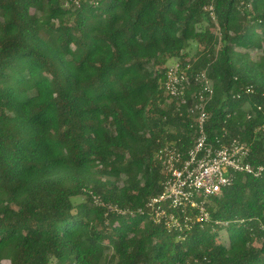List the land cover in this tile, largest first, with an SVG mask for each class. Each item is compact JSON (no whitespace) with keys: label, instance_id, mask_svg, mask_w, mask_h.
<instances>
[{"label":"trees","instance_id":"obj_1","mask_svg":"<svg viewBox=\"0 0 264 264\" xmlns=\"http://www.w3.org/2000/svg\"><path fill=\"white\" fill-rule=\"evenodd\" d=\"M208 2L0 0V264H264V173H234L181 229L145 208L157 151L194 139L170 61L213 83L208 138L264 165V0H213L216 23Z\"/></svg>","mask_w":264,"mask_h":264},{"label":"built area","instance_id":"obj_2","mask_svg":"<svg viewBox=\"0 0 264 264\" xmlns=\"http://www.w3.org/2000/svg\"><path fill=\"white\" fill-rule=\"evenodd\" d=\"M204 10L216 23L213 0H209ZM189 67V64L183 66L178 60L169 63L163 87L165 93L177 98L180 105L188 104V113L193 118L190 124L193 144L185 152L172 144H166L157 151L155 159L164 173L162 190L145 203L155 222H163L168 228L175 229L182 228L177 212L184 213L183 223L187 224L190 218L186 215V209L189 208L198 211V220L207 221L205 198L219 194L223 187L231 183L234 173L243 172L254 177L264 173V165L250 163L249 146L239 138L233 137L227 141L218 137L213 140L208 138L205 130L209 117L206 105L213 95V83L205 70L196 72L191 79L187 73ZM193 85L196 89L188 102L186 92ZM246 91L252 92V89L248 87ZM259 128L264 130V122ZM115 209L121 213L128 212Z\"/></svg>","mask_w":264,"mask_h":264},{"label":"rangeland","instance_id":"obj_3","mask_svg":"<svg viewBox=\"0 0 264 264\" xmlns=\"http://www.w3.org/2000/svg\"><path fill=\"white\" fill-rule=\"evenodd\" d=\"M195 46L193 45L192 46V48H190V50H189V54H190V56L189 57H192L193 56V52H194V50H195ZM251 56H255V53H251ZM173 61H170L169 63H172Z\"/></svg>","mask_w":264,"mask_h":264}]
</instances>
